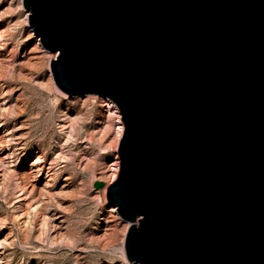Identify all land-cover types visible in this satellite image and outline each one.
Returning a JSON list of instances; mask_svg holds the SVG:
<instances>
[{
    "label": "water",
    "instance_id": "water-1",
    "mask_svg": "<svg viewBox=\"0 0 264 264\" xmlns=\"http://www.w3.org/2000/svg\"><path fill=\"white\" fill-rule=\"evenodd\" d=\"M23 4L58 88L121 113L128 259L264 264V0Z\"/></svg>",
    "mask_w": 264,
    "mask_h": 264
},
{
    "label": "rangeland",
    "instance_id": "rangeland-1",
    "mask_svg": "<svg viewBox=\"0 0 264 264\" xmlns=\"http://www.w3.org/2000/svg\"><path fill=\"white\" fill-rule=\"evenodd\" d=\"M28 14L23 0H0V264H135L129 223L107 199L121 113L109 98L58 88V53Z\"/></svg>",
    "mask_w": 264,
    "mask_h": 264
},
{
    "label": "bare ground",
    "instance_id": "bare-ground-1",
    "mask_svg": "<svg viewBox=\"0 0 264 264\" xmlns=\"http://www.w3.org/2000/svg\"><path fill=\"white\" fill-rule=\"evenodd\" d=\"M122 124H123V123H122ZM120 127L123 128V125H121ZM118 165H119V164H118ZM118 165H117V167H118Z\"/></svg>",
    "mask_w": 264,
    "mask_h": 264
}]
</instances>
